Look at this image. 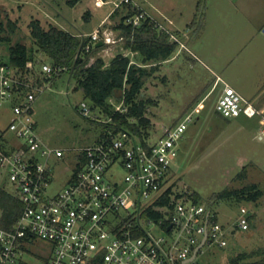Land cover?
I'll return each instance as SVG.
<instances>
[{"label":"built area","instance_id":"obj_1","mask_svg":"<svg viewBox=\"0 0 264 264\" xmlns=\"http://www.w3.org/2000/svg\"><path fill=\"white\" fill-rule=\"evenodd\" d=\"M106 2L96 0L99 6ZM132 2L139 12L129 15L126 23L139 26L151 17L145 9L133 0L114 3L118 9ZM103 32L91 34L92 41L111 42ZM65 69L39 61H28L22 68L0 58V107L12 113L9 131L14 136L0 132V173L24 203L10 228L2 225L0 209V264H22L26 243L37 239L51 248L45 264H211L199 258L207 253V245L227 246L229 233L250 228L246 207L235 222L225 225L214 209L193 200V191L185 190L180 200L175 193L180 143L203 103L165 127L155 140L152 134L141 138L110 125L111 130L90 146L48 145L38 132L35 105L47 79ZM82 110L85 117L99 118L84 102ZM116 110L124 108L118 105ZM215 110L225 118L258 113L229 84ZM58 174L65 175V184L54 191ZM169 190L170 201L161 204Z\"/></svg>","mask_w":264,"mask_h":264},{"label":"rangeland","instance_id":"obj_2","mask_svg":"<svg viewBox=\"0 0 264 264\" xmlns=\"http://www.w3.org/2000/svg\"><path fill=\"white\" fill-rule=\"evenodd\" d=\"M69 1L0 0V11L5 22V31L0 33V58L7 61L9 46L21 42L29 47L35 62L53 64L51 57L39 48L31 34V21L39 19L46 29L57 25L81 37L90 36L104 27L102 37L105 38L107 33L112 41L103 42V48L94 50L89 64L97 57L110 62L119 52L130 54L132 59L142 62L138 53L124 46V37L114 29L127 11L126 7L121 8L119 13L111 16L116 9L114 2L120 0H105L107 2L102 6L97 5L96 0H79L75 5ZM133 1L143 2L153 12L155 0ZM168 1L177 4L175 11L181 9L184 12L176 19L178 23L175 28L184 32L194 27L197 32L190 43L187 36L181 37V54L161 64L144 87L145 97L153 100L147 113L152 123V140L161 135L165 127L176 124L199 104H204L200 114H196L199 118L189 125L180 143L175 174L178 199H184L183 194L189 189L199 198L198 202L209 205L217 194L225 190H241L253 183L264 190V139L258 137V125L244 129L242 123L246 115L225 118L216 112L215 104L224 87L223 82L217 90L208 93L216 80L210 66L217 69L220 59L223 62L228 59V51L237 47L234 38L237 31H226L222 35L225 37L216 34L196 37L202 27L200 17L205 10L206 0ZM192 12L196 13V17L198 13V18L189 19L188 15ZM9 22L16 24L14 32H11ZM7 37L11 40H5ZM208 55L219 59L216 65L210 63ZM228 72L231 77L236 74L232 67ZM45 85V91L39 94L36 101L35 120L40 136L48 145L67 149L86 147L111 130L110 119L100 110L94 111L98 119L83 116L82 103L91 106L92 102L81 89H76L77 81L70 72L65 71L47 79ZM241 94L249 99L244 93ZM110 101L114 106L123 108L122 102L113 98ZM11 120V111L0 107V132L13 139L9 131ZM227 120H231V123ZM65 178V175H57L52 187L54 191L61 189ZM0 185L12 191L10 180L2 173ZM242 207L249 210L250 228L229 233L227 246L207 245V253L201 254L200 259L211 264H264V195L256 202L236 198L222 200L213 209L218 213L219 222L226 225L235 222ZM50 251V245L40 239L26 243L21 263L45 264Z\"/></svg>","mask_w":264,"mask_h":264},{"label":"trees","instance_id":"obj_3","mask_svg":"<svg viewBox=\"0 0 264 264\" xmlns=\"http://www.w3.org/2000/svg\"><path fill=\"white\" fill-rule=\"evenodd\" d=\"M78 1L70 0L69 3L75 5ZM125 7L127 11L114 29L124 37L126 41L124 46L139 54L141 63L132 59L130 54L119 52L109 64L103 57H97L93 63L89 64L92 52L103 48L104 45L97 46V43L93 44L91 36L81 37L57 25H51L46 29L39 19L31 21V34L39 48L51 57L53 65L65 67L63 72H70L76 79V89H81L85 97L91 100L93 111L98 109L104 113L110 119V125L118 130H129L143 138L151 134L152 123L147 113L149 105L153 102L152 99L145 97L144 87L147 80L160 68L161 63L176 53L179 42L171 41L166 31H159L156 21L151 17L139 26L126 23L129 15L139 11L138 6H135L133 2L124 3L121 8ZM121 8L114 10L111 16L119 13ZM9 27L11 32H14L16 24L9 22ZM4 31L5 22L0 11V33ZM5 40L11 39L7 37ZM89 44L91 49L87 50ZM8 49L9 61L14 66L25 68L28 61L35 62L29 47L24 43L17 42L10 45ZM111 98L122 102L124 110H116V106L110 101ZM170 192L169 190L162 197L161 204L170 201ZM263 195L264 190L253 183L241 190L220 192L212 199L208 207L213 209L219 201L231 198L256 202ZM192 198L199 201L195 193ZM0 209L2 225L10 228L20 217L24 203L11 190L0 185ZM149 214L159 215L152 211ZM93 264H101V261L96 260Z\"/></svg>","mask_w":264,"mask_h":264},{"label":"crops","instance_id":"obj_4","mask_svg":"<svg viewBox=\"0 0 264 264\" xmlns=\"http://www.w3.org/2000/svg\"><path fill=\"white\" fill-rule=\"evenodd\" d=\"M137 3L149 13L156 23L160 24L159 30L169 33L171 41L180 42L179 40L183 36H187L189 43L193 40L197 29L189 27L182 32L175 28L178 23L176 19L184 12L181 9L175 11L178 6L173 1L155 0L153 12L143 2L138 1ZM205 4V10L201 12L200 17L202 27L198 30L196 37L208 34L225 37L226 35H222L226 31H229L228 33H231L232 30L237 31L234 37L237 47L228 51V59L226 58L223 62L210 55L207 57L214 65L218 60L220 61L217 69L210 66L211 71L216 74V80L208 93L217 90L223 82L224 86L229 84L238 92L247 95L249 98L247 100L252 103L258 113L254 117L245 116L242 127L247 129L250 125H258L259 135L258 133L257 135L260 138L264 131V0H206ZM188 17L196 19L198 13L197 17L194 12L190 13ZM181 51L179 46L176 53L164 62L168 63L178 57ZM202 61L205 62L203 59ZM231 67L236 73L233 77L228 74ZM227 121L231 123V120Z\"/></svg>","mask_w":264,"mask_h":264},{"label":"water","instance_id":"obj_5","mask_svg":"<svg viewBox=\"0 0 264 264\" xmlns=\"http://www.w3.org/2000/svg\"><path fill=\"white\" fill-rule=\"evenodd\" d=\"M102 44H103V42H99V43H97V46H101ZM195 255H196V253L194 254L193 257H195Z\"/></svg>","mask_w":264,"mask_h":264}]
</instances>
